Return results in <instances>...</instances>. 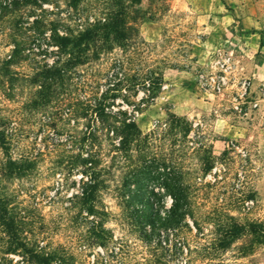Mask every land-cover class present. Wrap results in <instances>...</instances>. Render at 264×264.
Instances as JSON below:
<instances>
[{
    "label": "rangeland",
    "instance_id": "rangeland-1",
    "mask_svg": "<svg viewBox=\"0 0 264 264\" xmlns=\"http://www.w3.org/2000/svg\"><path fill=\"white\" fill-rule=\"evenodd\" d=\"M106 3L128 7L135 31L126 46L74 69L46 109L32 107L24 80L32 60L7 68L2 61L15 43L34 41L35 15L46 24L57 21L60 34L76 33L90 7ZM219 7L231 18L215 25L223 37L209 44V10ZM260 11L264 0H141L134 6L130 0H85L76 11L67 0H50L41 8L1 14L0 118L12 157L35 161L12 188L43 245L64 246L82 264H264V28L255 23ZM38 38L31 46L44 45ZM219 49L232 54L237 78L250 81L245 116L232 108L235 87L223 96L201 87L198 76L209 73ZM52 59L47 55L48 63ZM8 80L14 83L12 99L2 90ZM64 98L101 102L106 113L125 112L117 117L135 123L138 140L118 149L119 138L103 124L60 114L56 107ZM90 141L103 183L99 214L87 221L72 201L84 175L70 162ZM166 176L185 188L189 214L176 229L158 220L172 203L161 186ZM93 221L106 240L88 247L84 240L92 237Z\"/></svg>",
    "mask_w": 264,
    "mask_h": 264
},
{
    "label": "trees",
    "instance_id": "trees-1",
    "mask_svg": "<svg viewBox=\"0 0 264 264\" xmlns=\"http://www.w3.org/2000/svg\"><path fill=\"white\" fill-rule=\"evenodd\" d=\"M45 1L50 2V0H11L7 3L0 0V16L5 12H15L27 6L41 8ZM83 1L85 0H67V5L76 11ZM140 2L141 0H130L131 6L139 5ZM90 9L89 15L83 20L84 27L76 33L65 31L60 34L57 21L46 24L43 16L35 15L31 22L32 39L35 41L40 39L38 37H42L44 45L39 41L31 46L33 40L26 45L27 47L15 43L8 59L2 61L1 68H7L6 66L32 60V70L24 78L33 93V98L29 101L32 107L46 109L57 101V88L68 84V77L74 69L98 59L101 54L110 52L115 47L124 48L135 31L129 19L128 7L122 4L116 7L114 4L106 3L100 8L91 6ZM80 18L81 16L78 15V19ZM46 30L49 31L47 37L43 36ZM50 46H54L55 49L49 50ZM49 54L53 57L50 63L46 61ZM144 81L146 82V79ZM5 84L8 86L2 89L3 94L12 99L14 83L8 80ZM63 101L56 107L60 114L71 113L74 118L85 119L89 116L91 117L89 122L103 124L108 132L119 138L118 149H126L132 141L138 140L136 137L139 133L135 123L126 122L125 117L120 119L117 117L125 116V112L106 113L101 102L91 104L72 98H64ZM170 116L176 121H183L180 117ZM89 122L87 127L91 128ZM4 125L5 120L0 118V152L2 153L0 159V264H82L77 262L74 253L64 246L55 245L48 249L47 245H43V237L34 233L35 221L19 207L20 203L17 201V194L12 184L15 180L28 176L35 161L22 156L12 157ZM84 140L87 141V138ZM89 143L90 146H87L85 153H78L70 162L72 167L80 168L84 175L79 179L78 193L72 196V201L76 200L78 215L87 221L90 217L96 218L99 214L98 193L103 183L98 155L93 151V143L91 141ZM164 179L161 186L172 196V203L166 216L158 217V220L165 229H176L189 214L186 208L185 188L167 176ZM152 211L149 210L150 213ZM91 223L92 237L84 240L85 243L88 242V247L93 244H103L106 240L104 235L95 232L99 229V225L94 221ZM242 230L240 227L239 231ZM236 236L233 235L231 238ZM160 243L161 241H158V244ZM13 255L19 258L15 259Z\"/></svg>",
    "mask_w": 264,
    "mask_h": 264
},
{
    "label": "built area",
    "instance_id": "built-area-1",
    "mask_svg": "<svg viewBox=\"0 0 264 264\" xmlns=\"http://www.w3.org/2000/svg\"><path fill=\"white\" fill-rule=\"evenodd\" d=\"M213 55L216 57L212 69H210L208 74L201 73L198 76L201 87L217 96H223L227 91L235 87L236 91L232 95V108L239 115H247L249 108L245 110L242 106L247 103L246 98L250 81L243 77L237 78L238 74L237 72L235 73L236 68L231 53L219 49ZM261 94L264 96V91ZM250 105L251 109H255L258 103L253 102Z\"/></svg>",
    "mask_w": 264,
    "mask_h": 264
},
{
    "label": "crops",
    "instance_id": "crops-1",
    "mask_svg": "<svg viewBox=\"0 0 264 264\" xmlns=\"http://www.w3.org/2000/svg\"><path fill=\"white\" fill-rule=\"evenodd\" d=\"M246 12H247V10H246ZM263 12L264 11H260L258 14H255V18H256L255 23H256V26L258 28H264V20L262 18V15L264 14ZM227 18H231V16L226 12V10L221 9L220 7L217 9L209 10V44H213L214 42H216V37H219V38L223 37L222 35L217 36L218 35L217 34V28L219 26H215V25L224 24L226 22ZM262 43H263V46H261V47H262V52L264 55V40L262 41ZM262 68H264V64H263ZM262 68H260V70ZM258 72H262V71H258ZM259 76H261V75L258 74V77ZM255 80H257V79L254 78V81ZM261 101H264V99H262ZM222 119H224V118H222Z\"/></svg>",
    "mask_w": 264,
    "mask_h": 264
}]
</instances>
